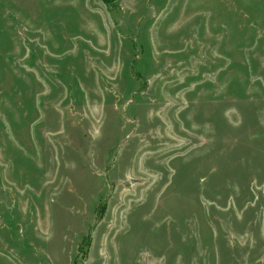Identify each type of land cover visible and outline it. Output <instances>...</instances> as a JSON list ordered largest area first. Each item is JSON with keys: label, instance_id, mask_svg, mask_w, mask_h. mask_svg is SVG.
Returning a JSON list of instances; mask_svg holds the SVG:
<instances>
[{"label": "rangeland", "instance_id": "rangeland-1", "mask_svg": "<svg viewBox=\"0 0 264 264\" xmlns=\"http://www.w3.org/2000/svg\"><path fill=\"white\" fill-rule=\"evenodd\" d=\"M0 264H264V0H0Z\"/></svg>", "mask_w": 264, "mask_h": 264}]
</instances>
